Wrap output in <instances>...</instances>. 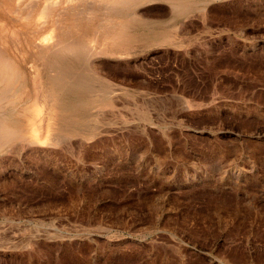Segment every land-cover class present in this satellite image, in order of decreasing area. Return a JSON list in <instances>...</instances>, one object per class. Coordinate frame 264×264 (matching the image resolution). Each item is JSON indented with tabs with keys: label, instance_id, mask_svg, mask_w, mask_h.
<instances>
[{
	"label": "rangeland",
	"instance_id": "obj_1",
	"mask_svg": "<svg viewBox=\"0 0 264 264\" xmlns=\"http://www.w3.org/2000/svg\"><path fill=\"white\" fill-rule=\"evenodd\" d=\"M0 1V264H264V0Z\"/></svg>",
	"mask_w": 264,
	"mask_h": 264
},
{
	"label": "bare ground",
	"instance_id": "obj_2",
	"mask_svg": "<svg viewBox=\"0 0 264 264\" xmlns=\"http://www.w3.org/2000/svg\"><path fill=\"white\" fill-rule=\"evenodd\" d=\"M9 1V0H8ZM12 1V0H11ZM13 1H15V0H13ZM71 1V0H70ZM70 1H68V2H70ZM77 1V0H76ZM98 1V0H97ZM106 1V0H105ZM121 1H123V0H121ZM177 1H179V0H177ZM181 1V0H180ZM179 1V2H180ZM190 1V0H189ZM196 2H197V0H195ZM199 1V0H198ZM1 2V1H0ZM16 2V1H15ZM17 2H18V4L20 3V5H23L24 7L26 6V8L28 9H26L27 11H28V13H27V15H28V18L30 17V15H34V14H30V11H31V13H32V10H37V13H38V15H39V17H40V19H43L46 23L48 22H50L52 19L54 20V21H60V18H61V16H63V15H69V14H73L74 15V13L73 12H75V9H73V8H71V7H67V8H62L61 7V0H17ZM17 2L16 3H14L15 5H17ZM80 2V1H79ZM89 1L87 0V2H85V1H83V4L79 7L80 9L82 8V9H84V11H86V13H89V14H91L92 15V17L93 16H99V15H101V13H102V9H101V7H99L98 6V4L96 3V4H94V3H92V1H91V5H87V3H88ZM116 2H120V1H116ZM200 2V1H199ZM6 3V2H5ZM8 3V2H7ZM10 3V2H9ZM73 2H71V4H72ZM81 3V2H80ZM171 3H175V2H173V0L171 1ZM170 3V4H171ZM177 3V2H176ZM183 3V2H182ZM186 3V2H185ZM188 3V2H187ZM186 3V4H187ZM192 4L194 3V1L193 2H191ZM177 4H181V2L180 3H177ZM186 4H184V5H186ZM190 4V3H189ZM199 4V3H198ZM63 5H64V3H63ZM77 5V4H76ZM188 5V4H187ZM13 6V5H12ZM18 6V5H17ZM109 6V5H108ZM3 7V6H2ZM6 7V6H5ZM77 7V6H76ZM13 8V7H12ZM18 7H16V9H17ZM117 8V7H116ZM175 8H177V7H175ZM182 8V7H181ZM180 8V9H181ZM193 8V7H192ZM3 9V8H2ZM7 9L8 8H6V11H7ZM11 9V8H10ZM9 9V10H10ZM14 9V8H13ZM15 9V10H16ZM32 9V10H31ZM126 9V8H125ZM136 9H138V8H136ZM178 9V8H177ZM177 9L175 10V11H177ZM188 9V8H187ZM18 10H19V8H18ZM105 10V9H104ZM108 10H109V8H108ZM135 10V9H134ZM189 10V9H188ZM5 11V12H6ZM11 11V10H10ZM184 11V10H183ZM185 11H187V10H185ZM190 11V10H189ZM3 12V11H2ZM22 12V11H21ZM182 12V11H181ZM10 13V12H9ZM35 13V12H34ZM85 13V14H86ZM135 13H138L137 12V10H136V12ZM179 13V12H178ZM3 14H5V13H3ZM7 14V13H6ZM21 14V13H20ZM24 14V13H23ZM71 14V15H72ZM80 13L78 12V15L75 13V15H74V18H78L79 20H80V15H79ZM107 15H108V11H107V13H106ZM110 14V13H109ZM184 14V13H183ZM123 15H126V17H128V16H130L129 14H125V12L123 13ZM134 15V14H133ZM140 15V14H139ZM182 15V14H181ZM70 16V15H69ZM106 16V15H105ZM135 16V15H134ZM3 17H4V15H3ZM65 17V16H64ZM71 17V16H70ZM103 17V16H102ZM114 17V16H113ZM125 17V16H124ZM138 17V16H137ZM1 18V17H0ZM7 18V17H6ZM27 18V19H28ZM68 18V17H67ZM97 18V17H96ZM100 18V17H99ZM13 19V18H12ZM11 19V20H12ZM62 19V18H61ZM73 19V18H72ZM83 19V18H82ZM95 19V18H94ZM98 19V18H97ZM107 19V18H106ZM123 19V18H122ZM138 19H139V17H138ZM144 19V18H143ZM6 20V19H5ZM63 20V19H62ZM65 20V19H64ZM67 20V19H66ZM70 20H71V18H70ZM78 20V21H79ZM104 20H105V18H104ZM114 20H116V19H114ZM124 20V19H123ZM129 20V19H128ZM137 20V19H136ZM74 22L76 21L75 19L73 20ZM109 21V20H108ZM118 21V20H117ZM120 21V20H119ZM15 22V20L13 21V23ZM32 22V21H31ZM43 22V21H42ZM70 22V21H69ZM68 22V23H69ZM86 22V21H85ZM94 22V21H93ZM104 23H105V21H103ZM107 22V21H106ZM114 22V21H113ZM113 22H111V23H113ZM22 23H24V22H22ZM35 23V22H34ZM33 23V24H34ZM44 23V22H43ZM65 23V22H64ZM72 24H71V26L70 27H72V26H74L73 25V22H71ZM121 23V22H120ZM126 23V22H125ZM10 24V23H9ZM15 24H16V22H15ZM55 24V23H54ZM61 24V23H60ZM76 24V23H75ZM94 24V23H93ZM93 24H92V26H93ZM100 24V23H99ZM0 25H1V23H0ZM11 25V24H10ZM24 24H22L21 25V27H24L23 26ZM26 25V24H25ZM32 25V24H31ZM49 25V24H48ZM56 25V24H55ZM66 25V24H65ZM95 25V24H94ZM101 25V24H100ZM100 25H98L99 27H100ZM120 25V24H119ZM16 26V25H15ZM14 26V27H15ZM63 26H64V24H63ZM67 26V25H66ZM79 26V25H78ZM83 26V25H82ZM92 26H90V27H92ZM96 27V29H98L99 27ZM102 26V25H101ZM11 27V26H10ZM42 27V26H41ZM44 27V26H43ZM42 27V28H43ZM61 27V26H60ZM65 27V26H64ZM70 27H66L65 28V31L67 30V28H70ZM74 27H76V26H74ZM81 27V26H80ZM89 27V26H88ZM95 27V26H94ZM123 27V26H122ZM13 28V27H12ZM28 28V27H27ZM30 28V27H29ZM34 28H37V26L36 27H34ZM42 28H40V29H42ZM54 28H57V26L56 27H54ZM52 26H51V29L53 30L54 29ZM101 28V27H100ZM154 28V27H153ZM8 29V28H7ZM64 29V28H63ZM73 29H75V28H73ZM72 29V30H73ZM83 29V28H82ZM103 29V28H102ZM105 29H106V25H105ZM17 30V29H16ZM15 30V31H16ZM22 30V29H21ZM31 30V29H30ZM58 30V29H57ZM60 30H62V27L60 28ZM60 30H58V31H60ZM69 30V29H68ZM71 30V29H70ZM79 30H80V28H79ZM87 30V29H86ZM91 29H89V31H90ZM98 30H100V29H98ZM98 30H97V32H98ZM104 30V29H103ZM109 30V29H108ZM115 30V29H114ZM127 30V29H126ZM19 31V30H18ZM24 31H26V30H24ZM35 31V30H34ZM54 31H55V29H54ZM54 31H52V32H54ZM96 31V30H95ZM125 31V30H124ZM131 31V30H130ZM23 32V31H22ZM32 32V31H31ZM41 32H43L42 30H41ZM48 31H46V33H47ZM75 32V31H74ZM80 32H81V30H80ZM121 32H122V30H121ZM120 32V33H121ZM127 32V31H126ZM125 32V33H126ZM129 32V31H128ZM136 32V31H135ZM6 33H7V31H6ZM36 33V32H35ZM56 33H57V31H56ZM59 33V32H58ZM66 33H67V31H66ZM95 33V32H94ZM101 33H102V31H101ZM111 33H112V31H111ZM110 33V34H111ZM120 33H118V34H120ZM4 34V33H3ZM2 34V35H3ZM15 34H18V33H15ZM20 34V33H19ZM53 34V33H52ZM76 34V33H75ZM75 34H73V35H75ZM131 34H133V33H131ZM130 34V35H131ZM138 34V33H137ZM24 35H26L25 33H24ZM28 35V34H27ZM44 35V34H43ZM42 35V36H43ZM62 35V33H60V36ZM67 35H69V34H67ZM72 35V34H71ZM93 35V34H92ZM94 35H97V33H95ZM104 35H106V34H104ZM104 35H102L103 36V38L104 37H106V36H104ZM109 35V34H108ZM122 35V34H121ZM119 36L118 38H120V37H122V36ZM136 35V34H135ZM144 35H145V33H144ZM157 35H159V33L158 34H156V36ZM8 36V35H7ZM28 36H30V35H28ZM32 36V35H31ZM35 36V35H34ZM48 36V35H47ZM52 36V35H51ZM51 36H48V37H46V39L47 38H49V39H51L52 37ZM111 36V35H110ZM115 36V35H114ZM136 36H142V35H136ZM148 37H150L149 35H147ZM23 37V36H22ZM66 37H68V36H66ZM95 37V36H94ZM99 37H100V34H99ZM130 37V36H129ZM134 37V36H133ZM160 37V36H159ZM3 38V37H2ZM31 37H29V39H30ZM57 38V37H56ZM81 38H82V35H81ZM96 38V37H95ZM112 38H115V37H113L112 36ZM139 38H141V37H139ZM143 38V37H142ZM162 38V37H161ZM7 39V38H6ZM71 39V38H70ZM73 39V38H72ZM100 39V38H99ZM99 39H97V40H99ZM102 39V38H101ZM105 39V38H104ZM149 39H151V38H148V41H149ZM153 39V38H152ZM163 39H164V37H163ZM162 39V40H163ZM8 40H9V38H8ZM15 40H17V39H15ZM20 40V39H19ZM25 40V39H24ZM39 41H40V44H39V47H37L36 45H37V43H36V47L37 48H39V50L40 49H42L43 47L45 48V49H47V50H50L51 51V54L52 55H54V54H58V53H61L62 51H61V49H65V48H63V47H65L63 44H62V42H55V43H52L51 41H53V40H50V42H46V41H43V40H40V39H38ZM37 40V41H38ZM48 40V39H47ZM59 40V39H58ZM65 40V39H64ZM63 40V41H64ZM82 40V42L85 40V39H81ZM96 40V41H97ZM103 40V39H102ZM109 40V39H108ZM107 40V41H108ZM114 40V39H113ZM126 40V39H125ZM129 40H135V38L134 39H129ZM129 40H127V42H129ZM144 40V39H143ZM142 39H141V42L143 41ZM158 40H159V38H158ZM157 40V41H158ZM54 41H55V38H54ZM100 41V40H99ZM110 41V40H109ZM132 41V42H133ZM137 42L139 41L138 40V38H137V40H136ZM151 41V40H150ZM153 41V40H152ZM161 41V40H160ZM168 41V40H167ZM9 42V41H8ZM23 42V41H22ZM29 42V41H28ZM65 42V41H64ZM69 42V41H68ZM72 42V41H71ZM70 42V43H71ZM124 42V41H123ZM122 42V43H123ZM140 42V41H139ZM165 42V41H164ZM0 43H1V40H0ZM4 43H5V41H4ZM3 43V44H4ZM73 43V42H72ZM114 43V42H113ZM117 43V42H116ZM125 43V42H124ZM123 43V44H124ZM136 43V42H135ZM144 43V42H143ZM151 43V42H150ZM161 43V42H160ZM162 43H163V41H162ZM24 44V43H23ZM35 44V43H34ZM69 44V43H68ZM118 44V43H117ZM121 44V43H120ZM119 44V45H120ZM132 44V43H131ZM137 44V43H136ZM139 44V43H138ZM146 44H147V42H146ZM153 44H154V42H153ZM155 44H158V43H155ZM6 45H8V44H6ZM10 45V44H9ZM25 45V44H24ZM74 45V44H73ZM101 45H102V43H101ZM106 45V44H105ZM113 45V44H112ZM114 45H116V44H114ZM122 45V44H121ZM127 45L128 46H130V42H129V44L127 43ZM5 46V45H4ZM11 46V45H10ZM34 46V45H33ZM34 46V47H35ZM68 46V45H67ZM147 46V45H146ZM9 47V46H8ZM101 47H103V46H101ZM123 47H124V45H123ZM122 47V48H123ZM131 47V46H130ZM134 47V46H133ZM133 47H132V50H133ZM22 48H23V46H22ZM33 48V47H32ZM79 50H81V46L79 45V43H78V47H77ZM86 47H84V49H85ZM109 48V49H108ZM108 48H104V51H103V54L104 53H107V55H108V53L109 52H111V49H110V47H108ZM111 48H112V46H111ZM114 48V47H113ZM122 48H120V49H122ZM128 48V47H127ZM10 49H12V48H10ZM67 49V48H66ZM77 49V50H78ZM100 49H102V48H100ZM8 50V49H7ZM29 50V49H28ZM34 50H36V48L34 49ZM33 50V51H34ZM88 50V49H87ZM89 50H90V48H89ZM103 50V49H102ZM114 50H115V48H114ZM124 50H126V48H124ZM128 50V49H127ZM68 51H70L69 49H68ZM74 51V50H73ZM72 51V52H73ZM116 51V50H115ZM13 52V51H12ZM46 52V51H45ZM49 52V51H48ZM48 52H46V53H48ZM97 52V51H96ZM100 52H102L101 50H100ZM120 52H121V50H120ZM127 52H129V51H127ZM41 53H42V51H41ZM71 53V52H70ZM73 53H75V52H73ZM85 53V52H84ZM112 53H114V52H112ZM112 53H109V55H112ZM124 53H125V51H124ZM6 52L4 51V53L3 52H0V63L2 64V62H5L8 66H12V64H11V62L7 59V57H6ZM29 54V53H28ZM37 54V53H36ZM50 54V53H49ZM10 55H11V53H10ZM24 55L26 56V54L24 53ZM33 55V54H32ZM39 55V57H41L40 56V54H38ZM47 55V54H46ZM65 56H67V58L69 57V59L71 58V56H73L72 54H64ZM114 55V54H113ZM24 56V57H25ZM57 57H59V59H61V56L63 57V55H61V56H59V55H56ZM55 55H54V57H56ZM83 56H84V54H83ZM120 56V55H119ZM10 57V56H9ZM38 57V58H39ZM46 57V56H45ZM15 58V57H14ZM44 59V57L42 56L41 57V59ZM53 58V57H52ZM87 58V57H86ZM24 59V58H23ZM41 59H40V61H41ZM46 59V58H45ZM44 59V60H45ZM53 59H56V58H53ZM64 59V57L62 58V60ZM73 59H75V58H73ZM10 60H11V58H10ZM26 60V59H25ZM37 60V57H36V59L34 60V61H36ZM39 60V59H38ZM61 60V61H62ZM65 60H67L66 59V57H65ZM83 60V59H82ZM21 61V60H20ZM32 61V60H31ZM61 61H59V62H61ZM73 61H75V60H73ZM44 62V61H43ZM67 62H69V60L67 61ZM67 62H65V63H67ZM76 62V61H75ZM78 62H79V60H78ZM15 63V62H14ZM38 62L36 61V64H37ZM47 63V62H46ZM65 63L63 62L62 64H64L65 65ZM77 63V62H76ZM75 63V64H76ZM61 64V66L60 67H62V69L61 70H57V73H56V76H55V81L56 82H62V81H60V80H64L63 78H65V74H66V72L64 71V69H63V65ZM69 64H71V63H69ZM60 65V64H59ZM75 66V65H74ZM0 67H1V65H0ZM32 67V66H31ZM36 67V66H35ZM34 67V68H35ZM72 67V66H71ZM77 67V66H76ZM4 69V68H3ZM36 69H39V68H36ZM15 70V69H14ZM68 70V69H67ZM0 72H2V71H0ZM4 72V71H3ZM12 72V71H11ZM39 72V71H38ZM37 72V73H38ZM73 72V71H72ZM69 73V72H68ZM67 75H69V74H67ZM1 76V75H0ZM8 76V75H7ZM25 78H27V77H25ZM69 78V77H68ZM75 79V78H74ZM73 80V79H72ZM18 82V81H17ZM21 82V81H20ZM23 82V81H22ZM71 82V81H70ZM18 89V88H17ZM66 90L68 89V88H65ZM5 90V89H4ZM22 90V89H21ZM21 90H20V92H21ZM59 90V89H58ZM61 90H63V89H61ZM77 90V89H76ZM16 91V90H15ZM27 92V91H26ZM76 93H75V95L77 94V91H75ZM13 93H14V91H13ZM66 93V92H65ZM74 93V92H73ZM20 94V93H19ZM22 94V93H21ZM24 94H26V93H24ZM66 95V94H65ZM19 96V95H18ZM7 98H9V97H6L5 99H7ZM23 98V97H22ZM21 98V99H22ZM4 99V100H5ZM1 101V100H0ZM72 102H73V100H71ZM75 102V101H74ZM1 104V103H0ZM73 104H75V103H73ZM2 105V104H1ZM16 106V105H15ZM1 115V114H0ZM8 116V115H7ZM6 117V116H5ZM40 117V116H39ZM0 118H1V116H0ZM55 120V119H54ZM1 121V120H0ZM38 120H36V122H37ZM46 121V120H45ZM4 122V121H3ZM50 122H52V120L50 121ZM4 124V123H3ZM26 124V123H25ZM54 125V124H53ZM19 127V126H18ZM15 128V127H14ZM13 128V129H14ZM27 128V127H26ZM1 129V128H0ZM12 129V130H13ZM25 129V128H24ZM4 130H6V129H4ZM3 130V131H4ZM10 130V129H9ZM20 130V129H19ZM29 130V129H28ZM31 130V129H30ZM29 130V131H30ZM34 130V129H33ZM67 130V129H66ZM15 131V130H14ZM2 132V131H1ZM50 132V131H49ZM59 132H61V131H59ZM15 133V132H14ZM23 133V132H22ZM25 133V132H24ZM1 134V133H0ZM5 134V133H4ZM8 134V133H7ZM6 134V135H7ZM53 134V133H52ZM56 134V133H55ZM62 134V133H61ZM3 134H1V136H2ZM12 135V134H11ZM14 135V134H13ZM16 135V134H15ZM19 135V134H18ZM17 135V136H18ZM54 135V134H53ZM92 135H93V133H92ZM30 136H32V135H30ZM34 136L35 137H37V135H35L34 134ZM94 137V136H93ZM92 137V138H93ZM56 138V137H55ZM88 138V137H87ZM37 139H38V137H37ZM56 140V139H55ZM33 141V140H32ZM37 141V140H36ZM46 141V140H45ZM49 141V140H48ZM57 141V140H56ZM31 142V141H30ZM35 142V141H34ZM53 142V141H52ZM38 143V142H37ZM48 143V142H47ZM53 144V143H52ZM51 144V145H52ZM50 146V145H49ZM8 233V232H7ZM6 233V234H7Z\"/></svg>",
	"mask_w": 264,
	"mask_h": 264
}]
</instances>
